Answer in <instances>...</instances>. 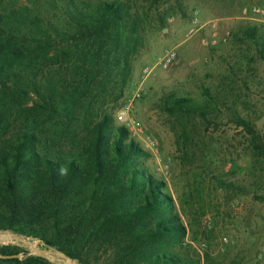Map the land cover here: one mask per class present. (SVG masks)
<instances>
[{"label":"trees","instance_id":"16d2710c","mask_svg":"<svg viewBox=\"0 0 264 264\" xmlns=\"http://www.w3.org/2000/svg\"><path fill=\"white\" fill-rule=\"evenodd\" d=\"M182 2L0 0V232L78 264H190L178 252L187 228L176 202L145 166L151 153L107 108L132 81L150 20L166 28ZM244 34L264 54L259 29ZM203 94L204 104L170 97L163 110L211 124L224 96ZM230 122L253 145L260 140L238 113ZM183 130L185 153L193 138ZM22 252L0 246V256ZM0 264L51 263L31 256Z\"/></svg>","mask_w":264,"mask_h":264},{"label":"rangeland","instance_id":"374dc122","mask_svg":"<svg viewBox=\"0 0 264 264\" xmlns=\"http://www.w3.org/2000/svg\"><path fill=\"white\" fill-rule=\"evenodd\" d=\"M181 10L164 29L157 17L150 20L132 81L107 108L129 140L151 153L146 168L174 198L187 228L178 247L185 261L264 264V54L244 34L256 27L264 36V0H183ZM205 89L224 96L208 117L211 124L163 110L170 97L204 104ZM233 112L254 126L256 145L230 122ZM184 128L193 138L185 153L179 141ZM13 243L19 244L13 235L0 233V246Z\"/></svg>","mask_w":264,"mask_h":264},{"label":"water","instance_id":"95a60500","mask_svg":"<svg viewBox=\"0 0 264 264\" xmlns=\"http://www.w3.org/2000/svg\"><path fill=\"white\" fill-rule=\"evenodd\" d=\"M0 233H10L15 237L16 240H18L19 244H10L12 246H17V247H24L27 250V256H25L24 253H20L17 255L13 256H0V259H19V260H24L27 257H39L42 259L47 260L48 262L52 264H68L69 262L71 264H76L72 259H70L67 255L64 253L54 250V249H44V248H39V247H34L32 248L31 245L33 244L31 241L25 239L24 237H20L16 234H13L11 232H0ZM69 263V264H70Z\"/></svg>","mask_w":264,"mask_h":264},{"label":"built area","instance_id":"2783aa9c","mask_svg":"<svg viewBox=\"0 0 264 264\" xmlns=\"http://www.w3.org/2000/svg\"><path fill=\"white\" fill-rule=\"evenodd\" d=\"M225 41H227L226 39H225ZM175 55H176V53L175 52H172L170 55H169V57H170V59H173L174 57H175ZM167 65V64H166ZM165 65V66H166ZM120 119H122V117H120Z\"/></svg>","mask_w":264,"mask_h":264},{"label":"bare ground","instance_id":"6f19581e","mask_svg":"<svg viewBox=\"0 0 264 264\" xmlns=\"http://www.w3.org/2000/svg\"><path fill=\"white\" fill-rule=\"evenodd\" d=\"M3 237H5V238H8V237H6V236H3ZM4 244V243H3ZM70 263V262H69Z\"/></svg>","mask_w":264,"mask_h":264}]
</instances>
